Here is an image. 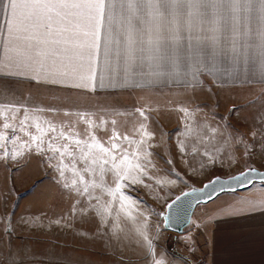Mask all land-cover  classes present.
<instances>
[{
	"label": "snow or ice",
	"instance_id": "obj_1",
	"mask_svg": "<svg viewBox=\"0 0 264 264\" xmlns=\"http://www.w3.org/2000/svg\"><path fill=\"white\" fill-rule=\"evenodd\" d=\"M220 72L234 77L246 72L249 78H259L264 83V0H0V74L63 92L62 99L69 104L78 103L81 95L108 89H159L169 82L195 87L202 84L198 77ZM22 109L23 117L17 125L15 121ZM45 111L58 113L60 109L30 107L15 96L0 93L3 118L0 127L4 130L0 131V149H3L0 163L7 166L23 155L15 147L17 141L23 148L30 150L35 144L38 152L45 151L43 137L52 133L47 151L53 156L48 159L59 154V164L50 166L58 171L62 187L89 201L83 214L95 215L102 227H109L105 215H111L112 203L101 204V196L94 195L91 189L100 188L112 201L118 195L123 209L125 201L142 203L131 194L138 191L136 186L150 188V181L161 186L165 183L151 174L155 168L150 151L153 145L147 141L155 133L147 131L145 123L136 129L139 140L127 134L121 136L114 129L109 137L110 146H106L94 135L84 140L79 133L73 137L74 123H62L57 132L52 121H46V129L37 122L34 127L40 135L29 132L27 122L39 121L30 112ZM178 111L190 114L188 108ZM137 113L143 121L149 119L141 108L134 109L130 115L134 118ZM63 114L77 115L81 121L92 124L88 119L90 113L66 109ZM100 122L106 123L103 117ZM111 123L115 125L117 121ZM17 132L25 133L31 143L22 140ZM58 139L74 140L75 149L67 143L56 146ZM120 140L135 147L129 151V147L116 142ZM9 144L13 145L11 150ZM93 149L103 155L96 156ZM179 150L185 152L183 143ZM76 151L80 153V168L76 167ZM65 155L71 158V171L78 177L70 183L65 182L68 168ZM106 172L113 174L114 188L104 187ZM254 173L255 169H248L231 179L244 184ZM85 174L99 175L101 183L94 178L86 180ZM218 183L222 185L225 181L216 177L205 188ZM257 207L252 205L254 209ZM148 219L144 216V224L137 228V233L148 249L152 264H164L162 258L154 255L153 239L146 231Z\"/></svg>",
	"mask_w": 264,
	"mask_h": 264
},
{
	"label": "rangeland",
	"instance_id": "obj_2",
	"mask_svg": "<svg viewBox=\"0 0 264 264\" xmlns=\"http://www.w3.org/2000/svg\"><path fill=\"white\" fill-rule=\"evenodd\" d=\"M52 94L55 100L54 108H60L63 111L65 108L75 110L73 113H76L77 107L88 106L90 99H94L93 97L102 99L101 110H107L110 113L103 117L106 123L102 124L101 137L97 138L106 146H110L109 137L113 135L114 129L121 136L127 134L139 140L140 133L136 129L143 122L147 131L155 133V136L147 141L153 145L150 151L153 153L151 159L155 168L152 169L151 174L155 179H163L165 183L161 186L150 181V188L136 186L138 191H133L131 194L138 197L142 203L132 204L125 201L123 209L120 208L118 195L116 200L112 201V197L106 192L102 193L100 188L91 189L94 195L101 196V204L112 203L111 215H105L108 221L116 220L117 224L122 225L125 222L124 216H127L138 228L144 224V216H147L149 217L147 226L151 233L156 235V230L163 224L161 214L165 211L166 204L182 191L201 186L216 175L229 176L248 167L264 168V120H262L264 118V84L230 86L215 85L204 81L195 87L130 90L113 92V94L91 93V95H85L87 101H84L85 105L81 107L77 103L69 104L64 101L62 97L65 93L63 92L54 91ZM182 107L188 108L190 114L184 115L179 112L178 109ZM136 108L144 109L149 119L143 121L138 113L133 118L130 114ZM103 110L102 113H104ZM63 111L51 115L53 123L57 126V132L64 122L74 123L72 132L74 136L76 133L83 134L87 131L88 126L82 125L76 115L66 117ZM112 120H116L117 123L113 125ZM43 139L45 141L43 147H48V139ZM116 142L129 147V151L135 147V145L129 146L122 140ZM65 143L72 146L73 150L75 149L74 140L58 139L55 141L56 146ZM181 143L186 149L184 153L179 150ZM193 149L196 150L195 153ZM46 152L48 151L45 147V153L39 155L38 161H52L58 165L59 154L48 159L53 154ZM93 153L96 156L103 155L98 149H93ZM75 155L78 161L76 167L80 168V153L76 151ZM64 163L68 165L65 169V182L70 183L72 179H78L71 171V158L65 155ZM4 173L5 187H1L4 190L2 193L23 195L21 201L13 203V206L18 204L17 209L22 206L34 210H48L45 209L46 203L44 202L48 195L53 197L51 202L58 210L67 208L66 205L70 206V209L71 207L83 209L89 204L86 198H78L73 192L62 187L59 173L53 167L33 170L22 168L6 170ZM85 178L86 180L94 178L97 183H101L99 175L91 177L85 174ZM102 183L105 188H114L113 174L106 172ZM125 191H130V189H125ZM75 199L81 201H73ZM203 207L195 208L187 229L197 228L200 225L199 213ZM129 213L131 216L128 215ZM172 243L171 240L168 241L170 246Z\"/></svg>",
	"mask_w": 264,
	"mask_h": 264
},
{
	"label": "crops",
	"instance_id": "obj_3",
	"mask_svg": "<svg viewBox=\"0 0 264 264\" xmlns=\"http://www.w3.org/2000/svg\"><path fill=\"white\" fill-rule=\"evenodd\" d=\"M198 78L202 80V83L207 81L215 85L264 84L259 78H249L246 72L238 77L220 72L215 76L205 74ZM176 88L183 87L169 82L167 86L159 89ZM130 90L141 89H108L92 94H113V92ZM54 91L28 79L0 74V93L6 97L15 96L21 103H26L30 107L54 108L55 100L52 94ZM80 98L77 105L81 107L85 105L83 103L87 99L85 95H81ZM93 98L90 99L88 106L77 107L78 110H76V113H90L88 119L92 120V124L89 125L76 115L82 125L88 126L86 132L79 133L80 138L86 139L91 135L96 138L101 137V117L108 116L110 113L103 109L104 113H102L103 100ZM69 111L75 112V110ZM53 114L56 113L30 112L31 116L39 117V121L30 119L27 122V130L40 135L34 125L39 122L46 129V121L53 122L51 117ZM22 117L23 109L15 121L17 125ZM2 121L3 118L0 117V122ZM0 131H4L2 127ZM8 135H12L10 130ZM17 135L31 143L30 137L25 133L17 132ZM50 135L52 133L43 138L48 139ZM12 147L13 145H8L9 150ZM15 147L23 152V155L7 166L0 163V264H13L14 261L15 264H21V261L22 264H152L148 249L143 244L137 233L136 224L130 217L124 216L125 222L122 225L117 224L116 220L108 221L109 227L106 229L101 226V222L95 215L83 214V210L88 206L83 209L79 207L70 209V206L66 205L67 208L58 210L51 202L53 197L50 195L44 199L45 209H48L45 211L22 206L17 209L18 204L13 206L15 201L17 203L21 201L23 195L2 193L4 190L1 187H5L4 171L22 168L47 169L54 164L52 161H38L39 155L44 154L45 151L38 152L35 144H32L29 150L21 147L20 142L17 141ZM2 152L3 149H0V154ZM253 204L258 207L252 208ZM198 206L204 207L199 213L201 223L197 228H188L182 233H169L162 225L156 230V235H153L147 226L146 231L153 239L154 255L157 259L162 258L164 264H264V183H254L237 192L222 193L212 201ZM59 218L60 221L57 220ZM57 221L59 223H56ZM10 240L11 243H9ZM169 240L173 242L174 251L187 257L190 262L169 249ZM10 252L11 255H9Z\"/></svg>",
	"mask_w": 264,
	"mask_h": 264
},
{
	"label": "water",
	"instance_id": "obj_4",
	"mask_svg": "<svg viewBox=\"0 0 264 264\" xmlns=\"http://www.w3.org/2000/svg\"><path fill=\"white\" fill-rule=\"evenodd\" d=\"M248 169H255L256 173H259L261 175H257L256 173H254L251 177H249V182H246L244 184L231 179L232 177L237 176L240 173L246 172ZM216 177L221 178L223 181H225V183H223L222 185L218 183L205 188V185H208L209 182ZM254 183H264V168L248 167L233 175H216L210 180L204 182L201 186H194L185 191H182L178 195L174 196L166 204L165 211L161 214L163 219V228L172 233H182L185 228L188 227L191 223L194 210L198 205L206 204L222 193L244 190ZM194 189L195 191H193ZM184 193H189V195L184 196ZM177 197H180V199L177 200ZM169 205H171V207H169Z\"/></svg>",
	"mask_w": 264,
	"mask_h": 264
},
{
	"label": "trees",
	"instance_id": "obj_5",
	"mask_svg": "<svg viewBox=\"0 0 264 264\" xmlns=\"http://www.w3.org/2000/svg\"><path fill=\"white\" fill-rule=\"evenodd\" d=\"M192 217H193V216H192ZM185 229H187V228H185ZM169 249H170L172 252L176 253V252L174 251V249H173L172 246H170ZM176 254H177L178 256H180L181 258H183L185 261L190 262V260H189L187 257H185V256H183V255H180V254H178V253H176Z\"/></svg>",
	"mask_w": 264,
	"mask_h": 264
}]
</instances>
